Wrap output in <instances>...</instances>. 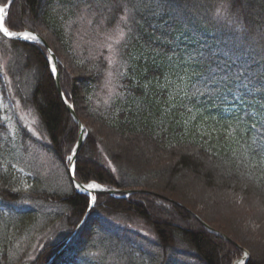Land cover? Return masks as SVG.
I'll return each instance as SVG.
<instances>
[{"label":"trees","instance_id":"16d2710c","mask_svg":"<svg viewBox=\"0 0 264 264\" xmlns=\"http://www.w3.org/2000/svg\"><path fill=\"white\" fill-rule=\"evenodd\" d=\"M85 15L124 22L113 68L77 40ZM5 25L57 54L86 127L75 178L153 193L99 192L87 214L92 197L66 158L79 125L49 50L0 30L1 94L40 131L11 133L0 106V264H233L242 248L193 212L248 248L246 264H264V0H13ZM42 151L64 179L44 172Z\"/></svg>","mask_w":264,"mask_h":264},{"label":"rangeland","instance_id":"374dc122","mask_svg":"<svg viewBox=\"0 0 264 264\" xmlns=\"http://www.w3.org/2000/svg\"><path fill=\"white\" fill-rule=\"evenodd\" d=\"M121 21L117 22L112 27H108L101 20L94 21L92 15H85L80 21V27L76 30L77 40L89 45L90 48L95 50L96 52L104 54L109 59L110 66L112 67L116 63V45H118L119 41H121L125 36L124 28L122 27L124 22ZM112 79V74H110V76L104 83V87L106 91L108 90L109 94L112 91ZM0 106L4 111L3 119H6V126L11 133L14 132L15 126L21 123L25 125V127H27L32 134L40 137L37 116L29 109H22V107L13 100L10 93H7V95H3L1 94L0 90ZM39 155V163L43 165L44 172H52L54 174L53 179L54 177L57 178L58 175L61 176V168L56 164L55 161H53L51 158L49 159V156L45 151H42L41 153H39ZM71 155L72 152L66 157L68 162L67 166L70 165L71 161L69 157H71ZM61 178L64 179L62 176ZM59 180L60 179L57 178L56 181ZM130 228L138 232L142 237L148 239V241L152 242L154 240V234L142 222L137 221L136 228ZM246 249L249 251L250 256V250L248 248ZM243 254L244 250L242 249L241 255L236 259L240 258ZM192 261L195 263L194 260Z\"/></svg>","mask_w":264,"mask_h":264},{"label":"water","instance_id":"95a60500","mask_svg":"<svg viewBox=\"0 0 264 264\" xmlns=\"http://www.w3.org/2000/svg\"><path fill=\"white\" fill-rule=\"evenodd\" d=\"M13 0H10L7 5L5 6H2L0 5V7H3L5 9V11L3 13H0V17L3 18V24L4 26L6 27L5 25V14H6V11H7V8L9 7V5L11 4ZM3 32V30H1ZM10 32H15L17 33L18 35L15 36V37H11V36H7L9 38H13V39H20V40H29V41H32V39H25L24 37L20 36L19 34L20 33H23V32H30L32 33L34 36L37 37V39H35L36 41L42 43L43 45H45L47 47V49L49 50V55H50V58L51 60L53 61V66L51 67L52 68V71L53 69H55V71H53L54 73V79H55V82H56V85H57V88L60 92V94L62 95L69 111L71 112L73 118L76 120V122L78 123L79 125V132H78V138H77V141L75 143V146L73 148V151H72V155H71V159H70V165L68 167V170H69V173L71 175V178H72V181L75 185V188L80 191V192H87L89 193V195L92 196V200H91V205H90V208L87 212V214L90 212L91 210V207L93 206L94 202L96 201L95 197H94V194L96 193H99V192H105V193H110V194H130V193H136V192H145V193H153L151 190L149 189H145V188H107L105 186H103L102 184L98 183V182H95V181H92L90 183H85V182H82V181H79L78 179L75 178V167H76V161H77V157H78V153L83 145V142L85 140V124L83 123V121L79 118L76 110L74 109V106L69 103V101L67 100L65 94H64V91H63V88H62V85H61V81H60V71H59V68H58V58H57V54L55 52V50L51 47V45L48 43V41L39 33V32H36V31H32V30H24V31H11L9 30ZM4 34V32H3ZM92 184H95V185H98L99 187H89V185H92ZM173 202L175 203H178V204H181L180 202H178L177 200L175 199H171ZM195 217L207 228L209 229L210 231L212 232H215L216 234H219L221 235L222 237H224L225 239H227L228 241L234 243L235 245H237L238 247L242 248L244 250V254L236 259L233 264H235L238 260L242 259L244 261V264H246V261L247 259L249 258V251L241 246L239 243H237L230 235H228L227 233L213 227L210 223H208L205 219H203L199 214L193 212ZM58 254V253H57ZM57 254H55L49 262H51L56 256Z\"/></svg>","mask_w":264,"mask_h":264},{"label":"snow or ice","instance_id":"6c2138e0","mask_svg":"<svg viewBox=\"0 0 264 264\" xmlns=\"http://www.w3.org/2000/svg\"><path fill=\"white\" fill-rule=\"evenodd\" d=\"M4 11H5V9L3 7H0V13H3ZM0 30H3L4 34L7 35V36L15 37V36L18 35L15 32H10L9 29L4 26L2 17H0ZM19 35L24 37L25 39H32V40L37 39V37L34 36L30 32H23V33H20ZM53 71H55V69H53ZM69 159H71V157H69ZM89 187L95 188V187H99V186L95 185V184H92V185H89Z\"/></svg>","mask_w":264,"mask_h":264},{"label":"bare ground","instance_id":"6f19581e","mask_svg":"<svg viewBox=\"0 0 264 264\" xmlns=\"http://www.w3.org/2000/svg\"><path fill=\"white\" fill-rule=\"evenodd\" d=\"M235 264H244V261L242 259H240Z\"/></svg>","mask_w":264,"mask_h":264}]
</instances>
